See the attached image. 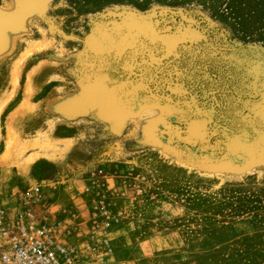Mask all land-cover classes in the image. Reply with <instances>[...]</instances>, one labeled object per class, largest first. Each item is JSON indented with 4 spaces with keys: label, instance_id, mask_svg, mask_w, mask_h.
<instances>
[{
    "label": "rangeland",
    "instance_id": "rangeland-1",
    "mask_svg": "<svg viewBox=\"0 0 264 264\" xmlns=\"http://www.w3.org/2000/svg\"><path fill=\"white\" fill-rule=\"evenodd\" d=\"M22 214L63 264H264V0H0Z\"/></svg>",
    "mask_w": 264,
    "mask_h": 264
},
{
    "label": "built area",
    "instance_id": "built-area-1",
    "mask_svg": "<svg viewBox=\"0 0 264 264\" xmlns=\"http://www.w3.org/2000/svg\"><path fill=\"white\" fill-rule=\"evenodd\" d=\"M68 255L29 214L0 227V264H63Z\"/></svg>",
    "mask_w": 264,
    "mask_h": 264
},
{
    "label": "bare ground",
    "instance_id": "bare-ground-1",
    "mask_svg": "<svg viewBox=\"0 0 264 264\" xmlns=\"http://www.w3.org/2000/svg\"><path fill=\"white\" fill-rule=\"evenodd\" d=\"M138 28V27H137ZM93 41V40H92Z\"/></svg>",
    "mask_w": 264,
    "mask_h": 264
}]
</instances>
